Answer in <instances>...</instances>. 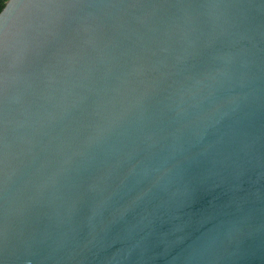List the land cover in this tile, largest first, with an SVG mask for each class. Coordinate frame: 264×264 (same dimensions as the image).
Instances as JSON below:
<instances>
[{
  "label": "water",
  "instance_id": "water-1",
  "mask_svg": "<svg viewBox=\"0 0 264 264\" xmlns=\"http://www.w3.org/2000/svg\"><path fill=\"white\" fill-rule=\"evenodd\" d=\"M0 264H264V0H8Z\"/></svg>",
  "mask_w": 264,
  "mask_h": 264
},
{
  "label": "trees",
  "instance_id": "trees-1",
  "mask_svg": "<svg viewBox=\"0 0 264 264\" xmlns=\"http://www.w3.org/2000/svg\"><path fill=\"white\" fill-rule=\"evenodd\" d=\"M7 1L8 0H0V11L3 9Z\"/></svg>",
  "mask_w": 264,
  "mask_h": 264
}]
</instances>
